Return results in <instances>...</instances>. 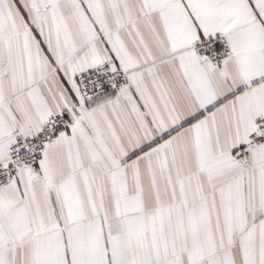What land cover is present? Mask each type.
Masks as SVG:
<instances>
[{
	"label": "snow or ice",
	"instance_id": "obj_1",
	"mask_svg": "<svg viewBox=\"0 0 264 264\" xmlns=\"http://www.w3.org/2000/svg\"><path fill=\"white\" fill-rule=\"evenodd\" d=\"M0 264H264V0H0Z\"/></svg>",
	"mask_w": 264,
	"mask_h": 264
}]
</instances>
